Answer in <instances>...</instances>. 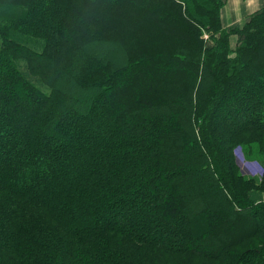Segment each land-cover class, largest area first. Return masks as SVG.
Segmentation results:
<instances>
[{
	"label": "trees",
	"instance_id": "trees-1",
	"mask_svg": "<svg viewBox=\"0 0 264 264\" xmlns=\"http://www.w3.org/2000/svg\"><path fill=\"white\" fill-rule=\"evenodd\" d=\"M226 1L0 0V264H148L141 240L156 262L264 264V203L232 168L239 142L264 152V7L225 28ZM152 203L164 218L119 230ZM165 219L186 249L153 238Z\"/></svg>",
	"mask_w": 264,
	"mask_h": 264
},
{
	"label": "rangeland",
	"instance_id": "rangeland-1",
	"mask_svg": "<svg viewBox=\"0 0 264 264\" xmlns=\"http://www.w3.org/2000/svg\"><path fill=\"white\" fill-rule=\"evenodd\" d=\"M226 3V2H225ZM225 5V4H224ZM223 5V6H224ZM264 7V6H263ZM262 7V8H263ZM223 8V7H222ZM222 11V10H221ZM244 24V23H243ZM242 24V25H243ZM240 25V26H242ZM239 26V27H240ZM87 27V26H86ZM88 30H85V32H83L85 35H91V30L92 27L90 28L88 25ZM94 38L95 39H100L102 36L101 33L96 31L93 33ZM31 36V35H29ZM237 43L235 44H231V47L233 49H236L237 47ZM122 48V47H121ZM123 50L126 51L125 48H122ZM105 86L109 87V83L106 82ZM19 89H16L15 93H20V95L23 97L25 96L24 94V90H26V88L23 87H18ZM11 95L14 94V91L11 92ZM7 92V93H9ZM234 91H229V96L233 97L235 95ZM15 97V94L13 95ZM21 97V98H22ZM200 101H197V105L196 107H200ZM197 107V109H198ZM253 111L258 113V116L262 119H264V107L262 103H259L257 105L254 106ZM171 113V112H169ZM228 114V110L227 109H219L215 112L216 118L214 117L212 120V124L213 127L216 129V132H220L221 136H225L228 134H225L224 129H223V125L221 124L222 119H224L225 117H227ZM16 136L19 138L21 136V132L17 131ZM203 139V134L200 132V137L199 140L202 142ZM198 140V138H197ZM243 141V140H242ZM251 142V143H250ZM226 144V143H225ZM223 145V143L221 144ZM205 151H207V158H208V162L211 164H214V159L216 157L215 153L213 150H209L206 149ZM233 156H234V161L236 164V167H232L234 171L236 172V175H234L233 179L235 181V185L239 188L243 190V193L246 197V199H249L251 202H255V203H264V198H261V193H264V190L260 189V186L258 184H260V182L263 179L264 176V152L262 151L261 146L259 145V143L256 140H252V141H243V142H239L238 145L233 149ZM43 158H45V153L40 152L38 154V161L40 162L43 160ZM64 160H69L70 162L74 163V159L71 158V156L66 157V159ZM62 161H55V165H59V163ZM256 179V182L258 184H256V182L253 180ZM218 185H220L221 189L224 191V193L230 198V199H235L236 200V204L240 205L241 207L243 206V202L240 199V197L238 195H236V193H231V191L228 189V186L226 187V185L220 180L218 179ZM53 187H58L56 184L53 185ZM168 188H169V183H168ZM248 189V190H247ZM136 190V187L132 186L131 188L128 189L127 192H134ZM147 190L150 191V189L148 188ZM247 190V193H246ZM167 194H165L163 198H165ZM239 197V199H238ZM154 202H156V199H153ZM245 207V206H244ZM139 211V212H138ZM126 216L128 217V220H123L121 223V226L119 227V230L124 233V231L126 230V228L128 227H132V228H136L140 226V219L142 218H159L162 217L163 218L166 215L160 214L159 212H157V210L155 211V208L153 206V203L150 207V205L145 206L143 209L140 210H132V209H128L126 211ZM167 218V217H166ZM198 217H191L189 220V222L185 223V227H186V231L189 230V224L195 228V226L193 225V220L197 219ZM260 218L262 219V221L264 222V217L260 216ZM168 219V218H167ZM167 219H165V227L163 229H165L166 231H164L162 228L159 229H155V231H153V238L154 239H158V241L161 243V248H166L168 251L171 250H177L176 248H179V250L182 249H186L187 244L184 243L185 240L187 239V234L186 231L183 234V230H181V225L178 223V220L175 219L174 222H177L176 226H178V228L176 229V232H174V227L171 225V223L169 224ZM202 222L201 220L195 221L197 222ZM180 226V227H179ZM199 229V228H198ZM197 229V230H198ZM200 231L201 228H200ZM143 233V232H142ZM144 239V238H142ZM260 240V244L259 247H264V242H262V239L259 238ZM146 242H144V240L139 241L138 243H136L137 247L139 250H143L141 247H147V253H144L146 256V262L148 264H168V262H160L161 260H157L158 262H156L157 259V255L155 253H161V249L158 246L151 247L148 246L146 244H144ZM150 244V243H149ZM156 244V242L154 243ZM244 246V247H243ZM148 247H151L154 251H152L151 249H148ZM247 245H242L241 248H238V252L237 255H241L243 252L246 253V251H248L247 249ZM210 247H207L206 250H209ZM247 249V250H246ZM88 257L85 256L84 259L87 260ZM169 258H171V264H180V263H175V261L172 260V256H170ZM234 259V257L232 256V258L230 259L229 257L223 258V262L225 263V260H227L228 263H230L232 260ZM155 260V261H154ZM84 260L82 262V264H84ZM195 262V260H194ZM226 264V263H225Z\"/></svg>",
	"mask_w": 264,
	"mask_h": 264
},
{
	"label": "crops",
	"instance_id": "crops-1",
	"mask_svg": "<svg viewBox=\"0 0 264 264\" xmlns=\"http://www.w3.org/2000/svg\"><path fill=\"white\" fill-rule=\"evenodd\" d=\"M264 6V0H227L221 11L222 23L225 28H236ZM238 41V36H231V44ZM264 198V193H261Z\"/></svg>",
	"mask_w": 264,
	"mask_h": 264
}]
</instances>
